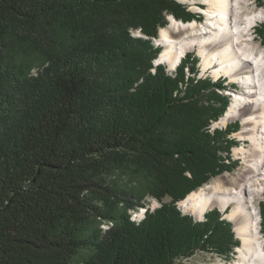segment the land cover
I'll list each match as a JSON object with an SVG mask.
<instances>
[{"label": "trees", "instance_id": "1", "mask_svg": "<svg viewBox=\"0 0 264 264\" xmlns=\"http://www.w3.org/2000/svg\"><path fill=\"white\" fill-rule=\"evenodd\" d=\"M167 16L200 22L177 0H0V264L231 260L240 243L222 212L195 221L178 206L236 167L237 130L214 126L231 88L201 77L195 52L154 64ZM257 34L264 46V24ZM28 56L44 61L34 75ZM142 180L171 200L136 223Z\"/></svg>", "mask_w": 264, "mask_h": 264}, {"label": "bare ground", "instance_id": "2", "mask_svg": "<svg viewBox=\"0 0 264 264\" xmlns=\"http://www.w3.org/2000/svg\"><path fill=\"white\" fill-rule=\"evenodd\" d=\"M249 1L200 0L206 8L194 7L205 16L203 22L185 23L171 17L155 40L162 46L155 63L172 70L192 51L200 57L203 71L211 70L215 78L225 76L242 87L230 94L228 110L215 126L242 121L236 135L249 145L234 149V155L243 160V169L232 178H215L179 202L196 220L213 209L222 212L240 243L230 264H264V242L253 196L259 191V181H264V51L249 42L250 30L263 14L245 15L243 9ZM147 209H140L130 220L141 222Z\"/></svg>", "mask_w": 264, "mask_h": 264}, {"label": "rangeland", "instance_id": "3", "mask_svg": "<svg viewBox=\"0 0 264 264\" xmlns=\"http://www.w3.org/2000/svg\"><path fill=\"white\" fill-rule=\"evenodd\" d=\"M177 1L182 3V4H185L187 12L189 11L190 13L198 14V16H200V17L197 20H199L200 23L203 22V20L205 19V16L201 15V13H200L201 11L194 7V6H198V7L206 8L205 5H203V4H201L199 2L200 0H177ZM263 2H264V0H263ZM256 12H261L263 14V16H262L261 20L259 22H257L255 24V26L250 30L251 31V34H250L251 37L249 38L250 39L249 42H252L253 46L256 47L258 51H262V50L264 51V46H262L261 40H260V38H259V36L257 34V28L259 26H261L262 24H264V8H263L262 3L259 2V0H250L249 1V5H247V6L245 5L244 6L243 13L245 15H247V14H253V13H256ZM171 17L172 16H167L166 19H167L168 23H169ZM181 22H184V21H181ZM196 22H198V21H196ZM158 32H157V35H158ZM132 36L133 37H140L141 36V38H144V36H142L140 34V32H138V31L133 32ZM157 46L161 47V52H162V46L158 45V44H157ZM193 51H195V50H193ZM189 52H192V51H189ZM189 52H187V53H189ZM196 53H197V51H196ZM33 57L34 56H28V61L30 63L29 72L34 75L42 68V66L44 65V61H43L42 58H39L37 56H36V58H33ZM196 57L199 58V63H198L199 70H198V72H200L199 74H200L201 77H204L206 75V76L212 78L214 81L221 80V81L224 82L225 85H227V86H229L231 88L228 91L229 93H227L230 96L229 99H230V103H231V98L232 97H231L230 94L234 93L235 91H241L242 87L239 84H237V83L229 82L228 77L221 76V77L215 78L214 75L211 73V70L203 71L200 57L197 56V54H196ZM160 64H162V63H160ZM163 65H165V64H163ZM167 69H168V67H167ZM174 69H172V70H174ZM235 123H238L237 124L238 127L235 125ZM215 124H214V126H215ZM228 124H232L231 128L233 130H237L236 133H234V134H232L230 136V139L233 140L234 144L230 148V151H229L230 152L231 161H232V163L236 164V167L231 172H225V173H223L221 175H218V176L226 175V176L232 178V177H234L235 174L240 173L241 170L243 169V160L239 156L237 157V156L234 155V149L242 148V147L248 148L249 141H244L241 138L237 137V135H236L242 129V121L241 120L231 121ZM215 127H218V126H215ZM220 156L224 160V158L226 157V153H220ZM227 162L228 161H226V163ZM110 174H112V175H109V178H108L110 180V182H113L115 184H119V186L120 185L124 186L126 183L128 185H130V181H129L127 175L124 174L123 172H121V171L115 172L114 171V172H112ZM218 176H216L215 178H217ZM215 178L211 179L208 184H210ZM154 182H156V181H154ZM154 182L153 181L144 182L143 180L141 181L140 184L146 186L144 191H142L143 195L141 196L142 198H140V201H139V203L142 206H139L137 208L128 210L129 220H130L131 216H133L134 214L138 215L139 211H141L140 209H144V207H146V206L147 207L149 206L148 209H150V211L152 212L155 209L160 207V203L158 202L159 200H163L164 202H169L171 200V198L168 197V196H165L162 199H158V198L153 196L154 193L155 194H161V192H163L162 190H157L156 191V189L153 187V186H155ZM206 185H204L202 188H204ZM131 187L133 188L134 186H131ZM258 187H259V191L257 193H254L253 196H254V202H255L254 206H255V209H256L257 213L259 214L258 216H259L260 231H261V228H262L263 225H261V217H260V209L259 208H260V204L261 203L264 204V181L260 180L259 184H258ZM124 205L125 204L120 203L119 211L123 210ZM178 206H179V203H178ZM145 210H146V208H145ZM180 210L184 214L190 215L188 212H186L181 207H180ZM190 216H192V215H190ZM111 226H112V222H110L109 220L108 221H102V222L98 223L99 229L101 231H103V232L107 231ZM261 236H262V241L264 242L263 232H261ZM235 250H236V248L233 251L234 253L230 254L229 260L230 259L231 260L229 262L226 261V258L224 256L217 255L213 251H211V252H201V251H199V252H196L193 256H191L188 259L179 260L176 264H230L233 261L234 257H235ZM86 257H87V254L81 253L78 256L77 261H81V259L86 258Z\"/></svg>", "mask_w": 264, "mask_h": 264}, {"label": "water", "instance_id": "4", "mask_svg": "<svg viewBox=\"0 0 264 264\" xmlns=\"http://www.w3.org/2000/svg\"><path fill=\"white\" fill-rule=\"evenodd\" d=\"M153 42L156 44V42H155V40H153ZM157 45V44H156ZM218 211H220L219 209H217ZM194 218V217H193ZM224 218V217H223ZM194 220L195 221H200V220H196L195 218H194ZM202 220V219H201Z\"/></svg>", "mask_w": 264, "mask_h": 264}, {"label": "built area", "instance_id": "5", "mask_svg": "<svg viewBox=\"0 0 264 264\" xmlns=\"http://www.w3.org/2000/svg\"><path fill=\"white\" fill-rule=\"evenodd\" d=\"M149 207V206H148Z\"/></svg>", "mask_w": 264, "mask_h": 264}]
</instances>
